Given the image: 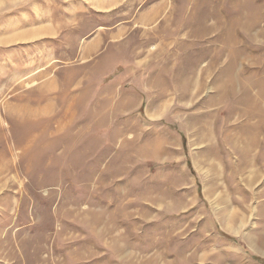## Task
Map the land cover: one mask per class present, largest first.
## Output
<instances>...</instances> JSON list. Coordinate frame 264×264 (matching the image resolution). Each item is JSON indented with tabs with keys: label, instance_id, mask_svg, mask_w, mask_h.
I'll return each instance as SVG.
<instances>
[{
	"label": "rangeland",
	"instance_id": "rangeland-1",
	"mask_svg": "<svg viewBox=\"0 0 264 264\" xmlns=\"http://www.w3.org/2000/svg\"><path fill=\"white\" fill-rule=\"evenodd\" d=\"M0 264H264V0H0Z\"/></svg>",
	"mask_w": 264,
	"mask_h": 264
},
{
	"label": "crops",
	"instance_id": "crops-1",
	"mask_svg": "<svg viewBox=\"0 0 264 264\" xmlns=\"http://www.w3.org/2000/svg\"><path fill=\"white\" fill-rule=\"evenodd\" d=\"M97 45H99V42H98ZM94 47H96L94 44H92L91 46H88V47H87V51H86V54H85V58H88L89 56L92 55L93 50H94ZM91 48H92V49H91ZM91 52H92V53H91Z\"/></svg>",
	"mask_w": 264,
	"mask_h": 264
},
{
	"label": "bare ground",
	"instance_id": "bare-ground-1",
	"mask_svg": "<svg viewBox=\"0 0 264 264\" xmlns=\"http://www.w3.org/2000/svg\"><path fill=\"white\" fill-rule=\"evenodd\" d=\"M92 49V48H91ZM68 120H70L71 121V119H68ZM65 123H68L67 121L65 122ZM67 125V124H66ZM66 125H65V127H66ZM58 131V130H57ZM58 133V132H57Z\"/></svg>",
	"mask_w": 264,
	"mask_h": 264
}]
</instances>
